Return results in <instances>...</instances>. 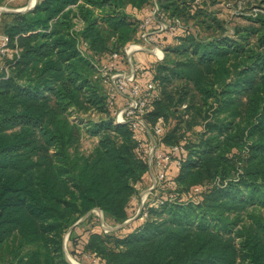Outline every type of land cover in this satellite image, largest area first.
<instances>
[{"label":"trees","instance_id":"trees-1","mask_svg":"<svg viewBox=\"0 0 264 264\" xmlns=\"http://www.w3.org/2000/svg\"><path fill=\"white\" fill-rule=\"evenodd\" d=\"M157 1L148 30L168 19L180 26L156 33L165 56L151 69V134L141 136L165 149L184 144L169 172L180 195L122 235L88 230L71 254L100 264H264V0L231 31L206 0ZM129 6L147 9L138 18ZM154 11L153 0H40L2 13L10 52L0 60V264H71L65 235L81 217L100 208L122 224L138 211L149 160L133 120L115 122L110 99L119 110L123 96L98 67L125 55ZM84 133L97 138L89 152ZM195 186L204 187L198 202L186 195ZM69 239L78 245L80 233Z\"/></svg>","mask_w":264,"mask_h":264},{"label":"built area","instance_id":"built-area-1","mask_svg":"<svg viewBox=\"0 0 264 264\" xmlns=\"http://www.w3.org/2000/svg\"><path fill=\"white\" fill-rule=\"evenodd\" d=\"M14 0H7V3H11ZM0 7H2L0 5ZM159 8H155L152 16H147L140 24V30L148 31V40L154 44L157 50L158 60H163L165 51L163 44L158 43L156 33L167 29L170 35H174L177 28L180 26L178 19H168L161 21L164 25L156 30H148L149 25L155 18L156 12ZM163 15V14H162ZM166 17V16H165ZM2 22V12H0V23ZM9 37L6 33L0 31V60L8 56L10 52ZM137 45L127 44L124 48L125 53L135 49ZM124 54L119 52H113L108 57V61L100 65L98 68L104 74L112 77L110 80L105 79L110 90L116 91L123 96V108L117 109L116 102L113 97L110 99V106L113 113L116 116L115 122L121 123L127 120H133L132 127L137 130L134 134V138L138 143V149L142 154L146 155L150 164V173L153 172L154 180H152L151 186L149 185L140 195V206L138 211L133 217H140L145 219L149 215L150 206L163 205L167 200L175 201L180 195L178 191H170L168 188L175 189L177 184L174 177H169V172L175 167H180L181 158L176 155L185 150L184 144H178L165 149L162 145L154 139H148L141 136V134H151L150 127L143 118V114L146 112V106L151 97L155 96L153 83L141 84L135 76L128 77L121 75L119 72L120 66L123 62ZM0 70H7V66L0 64ZM141 75H145V71H142ZM161 121L153 126L155 134L161 132ZM152 164V165H151ZM152 176V177H153ZM202 186H195L192 190L187 191L186 195L188 200L194 202L199 201V194L203 191ZM130 217L128 220H132ZM135 219V218H134ZM91 255V254H90ZM102 264V263H101Z\"/></svg>","mask_w":264,"mask_h":264},{"label":"rangeland","instance_id":"rangeland-1","mask_svg":"<svg viewBox=\"0 0 264 264\" xmlns=\"http://www.w3.org/2000/svg\"><path fill=\"white\" fill-rule=\"evenodd\" d=\"M32 0H17V1H12L11 6L14 8H23L25 7L28 2ZM39 1V0H38ZM207 5L206 8L210 12H214L215 15L225 21L226 27H229V30H232V27L236 23H246V21L242 18V14H248L251 11V8L253 9V5L255 4L254 0H216L215 4H211V0H206ZM198 3H202V0H198ZM257 10V9H255ZM192 23V22H191ZM204 35L206 33H203ZM148 69L144 67L142 71H147ZM145 78L149 77V80L146 81L145 84L149 83L150 80H152V76H149L148 73L145 74ZM108 77V80H110L112 77L110 74L105 75ZM121 105L119 106V108ZM123 108V107H122ZM94 120L98 119L100 116L99 115H91ZM97 138L85 134L82 137L81 140V149L85 152H89L96 144ZM152 165V164H151ZM151 176H153V172L151 171ZM155 176V175H154ZM154 176L151 177L152 180H154ZM151 180V182H152ZM151 186V183H150ZM144 191V190H143ZM89 215H91L90 218L86 219ZM85 219L79 221L76 226L74 227L76 232L80 233V243L78 245H74L71 240L69 239L71 232L69 233L68 240H67V250L71 257L75 259L78 264H100L99 261L97 260L96 257L90 255L89 253H83L81 254V259H77L71 254L72 249H76L78 252L83 251L82 247V241L86 239V236L88 235V230H105V231H114L115 233L122 235L125 230L123 228L128 225L132 220L127 223L124 226L115 228L119 226L120 224L114 223L109 217L103 216L99 213L97 210H93L91 214H88ZM136 219V218H135ZM130 225V224H129ZM128 225V226H129ZM73 228V229H74ZM76 262V263H77Z\"/></svg>","mask_w":264,"mask_h":264},{"label":"crops","instance_id":"crops-1","mask_svg":"<svg viewBox=\"0 0 264 264\" xmlns=\"http://www.w3.org/2000/svg\"><path fill=\"white\" fill-rule=\"evenodd\" d=\"M14 1H17V0H14ZM29 5H30V1L28 2L26 6H29ZM1 6L2 7H0V12L2 13L11 12V10L13 9H18V8L12 7L11 3L8 4L7 0ZM153 6L155 8L158 7L157 0H153ZM146 9L147 8L138 10V9H135L129 6L127 10L129 13L133 14L134 16L136 15V17L138 18H142L143 13L146 11ZM161 24L162 26L164 25V23H161ZM0 27H2V22L0 23ZM164 27H166V25H164ZM148 35L149 34L147 30H139V32L135 35L134 39L131 42H129L130 45L134 44V45H137V47L125 53L123 62L119 69V72L121 73V75H125L128 77L135 76L136 79L141 84H145L146 81L149 80V77H147L146 79L145 78L146 75L139 76L140 75V74L138 75L139 70H141L143 67H146L148 70L145 71V74L148 73L149 76H152L153 78V73L151 69H153V67L155 66V63L158 61L157 50L154 44L148 40ZM149 83H153V79L150 80Z\"/></svg>","mask_w":264,"mask_h":264},{"label":"water","instance_id":"water-1","mask_svg":"<svg viewBox=\"0 0 264 264\" xmlns=\"http://www.w3.org/2000/svg\"><path fill=\"white\" fill-rule=\"evenodd\" d=\"M37 3H38V0L31 1V3H30L29 6H26V7H23V8H18V9H13V10H11V12H26V11H30V10L34 9V7L36 6ZM94 210L99 211V213L103 216L104 212H103L102 209H100V208H96V209H94ZM88 214H90V212L87 213L86 215H84L79 221L85 219L86 216H88ZM134 218H136V217H133L132 220H133ZM79 221H77L74 225H72V226L69 228V230H68V232L66 233V235H65V252H66V256H67V258H68V260L70 261L71 264H74V263H73V261H72L73 258L71 257V255L69 254V252H68V250H67V240H68L69 233L73 230V228L76 226V224H77ZM129 222H130V220L127 219L124 223L120 224L119 226H117V227H115V228H118V227L124 226V225H126L127 223H129Z\"/></svg>","mask_w":264,"mask_h":264},{"label":"bare ground","instance_id":"bare-ground-1","mask_svg":"<svg viewBox=\"0 0 264 264\" xmlns=\"http://www.w3.org/2000/svg\"><path fill=\"white\" fill-rule=\"evenodd\" d=\"M32 1H34V0H32ZM72 261H73L74 264H78V262L75 259H72Z\"/></svg>","mask_w":264,"mask_h":264}]
</instances>
